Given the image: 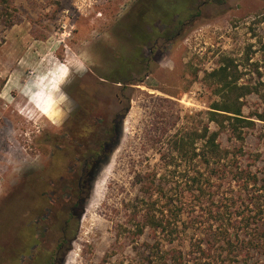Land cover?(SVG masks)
Here are the masks:
<instances>
[{
  "label": "rangeland",
  "instance_id": "1",
  "mask_svg": "<svg viewBox=\"0 0 264 264\" xmlns=\"http://www.w3.org/2000/svg\"><path fill=\"white\" fill-rule=\"evenodd\" d=\"M149 1L155 9L144 29L161 34L142 45L129 20ZM180 1L185 10L178 0H0V264H31L30 254L47 262L63 230L69 238L58 264H144L142 250L155 242L148 231L134 234L130 220L141 175L161 172L159 151L177 129L205 125L218 99L206 73L234 59L240 83L258 90L244 98V114L264 110V0ZM170 6L183 12L165 31L160 17ZM125 108L117 145L65 225L83 165L78 143L98 141L100 123ZM245 131L242 163L259 170L264 121ZM234 142L222 135L225 148ZM218 185L214 202L177 195L182 225L198 221L178 247L192 250L196 233L214 225L226 203ZM262 187L250 186L246 211L264 210ZM236 253L218 264H264V256Z\"/></svg>",
  "mask_w": 264,
  "mask_h": 264
},
{
  "label": "trees",
  "instance_id": "2",
  "mask_svg": "<svg viewBox=\"0 0 264 264\" xmlns=\"http://www.w3.org/2000/svg\"><path fill=\"white\" fill-rule=\"evenodd\" d=\"M184 4L178 0L177 7H184ZM143 7L132 15L129 22L133 27L128 30L132 39L142 45L150 44L161 34L154 27L152 31L144 29L150 23L155 9L153 1L145 3ZM181 9L172 11L170 6L165 7L164 14L161 12L163 17L160 19L164 22L165 31L173 24L170 18L181 14ZM240 78L239 67L230 57L223 59L219 67L207 72L206 79L212 84L218 99L206 112L205 125L201 129H177L159 151L158 165L161 172L141 175L142 195L132 205L130 220L135 221L134 234L142 237L148 231L149 237L155 242L146 244L142 250L144 264H218L225 261L224 257L238 255L236 252L241 249L246 251L247 260L264 256V210L257 207V211L250 209L249 212L242 205L246 202L244 197L251 191L250 186L255 184L263 186L258 201H264V166L255 170L242 163L245 156V128H253L256 119L264 121V110L250 116L244 114V98L258 90L240 83ZM127 110L125 108L124 112L116 113L107 127L100 123L102 135H98L99 139L95 143L84 141L83 144V140L78 143L76 139L85 151L81 173L73 189L77 198L72 207L76 211L84 207L98 171L117 145L122 118ZM224 133L235 140L232 148L223 146ZM219 182L224 186L226 203L217 210L214 225L210 222L209 226L202 227L203 231L196 233L199 235L191 242L192 250L178 247L177 243L185 238L189 230L197 228L198 221L193 225H182V214L186 207L178 201L177 195L180 191L182 194L188 191L198 200L204 198L207 201L208 197L214 202ZM249 204H253L252 199Z\"/></svg>",
  "mask_w": 264,
  "mask_h": 264
},
{
  "label": "flooded vegetation",
  "instance_id": "3",
  "mask_svg": "<svg viewBox=\"0 0 264 264\" xmlns=\"http://www.w3.org/2000/svg\"><path fill=\"white\" fill-rule=\"evenodd\" d=\"M180 32L181 31H179L176 34H179ZM78 145L80 146V144H78ZM75 197H76V195H75ZM72 206H71L70 210L68 211L67 216L65 218V225H69L70 221L72 220V218H77V211ZM68 238H69V234L67 233L66 230H63V235L59 239L58 244H57V248H56V251H55V256H54V254H51V258L48 259L47 262L43 263V261H41V262H39L37 264H58V262H59V260L61 258V254H62L63 250L66 248V245H67V242H68ZM33 256H34V254H30V257L33 258L32 261H31V264H36L37 258H35Z\"/></svg>",
  "mask_w": 264,
  "mask_h": 264
}]
</instances>
